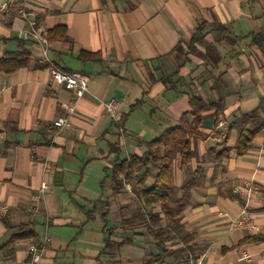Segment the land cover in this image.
Segmentation results:
<instances>
[{
    "label": "crops",
    "instance_id": "crops-1",
    "mask_svg": "<svg viewBox=\"0 0 264 264\" xmlns=\"http://www.w3.org/2000/svg\"><path fill=\"white\" fill-rule=\"evenodd\" d=\"M10 1V11L0 12V57L18 49V31L29 21L45 33L65 25L67 39L49 40L47 54L60 69L85 73L88 90L69 125L59 128L54 121L64 114L62 103L74 95L52 78L38 43L25 42L32 53L28 66L0 71V206H6L0 213V264H26L30 245L46 234L51 241L40 264H100L99 257L109 259L102 254L109 228H115L112 239L132 237L117 251L118 264L147 261L155 248L142 222H121L143 211L139 192L153 185L156 170L115 191L112 168L130 154L141 156L147 141L190 119L194 91L206 102L223 96L224 108L217 121L213 108L203 112L204 136L191 138L196 155L185 165L175 158L170 171L178 188L174 208L193 234L192 257L203 256L205 264H264L263 241L238 243L264 232V126L244 153L235 148L241 119L264 98V44L252 40L264 32V0ZM202 22L206 44L193 43ZM80 50L99 57L81 60ZM111 99L121 127L107 110ZM262 118L248 121L247 128H257ZM189 179L193 184L184 195L181 187ZM43 181L48 186L33 210ZM20 224L35 236L12 242L10 259L6 244ZM176 241L170 246L180 245Z\"/></svg>",
    "mask_w": 264,
    "mask_h": 264
},
{
    "label": "trees",
    "instance_id": "trees-1",
    "mask_svg": "<svg viewBox=\"0 0 264 264\" xmlns=\"http://www.w3.org/2000/svg\"><path fill=\"white\" fill-rule=\"evenodd\" d=\"M207 24L202 22L199 24L195 34L192 37L193 43H204ZM222 30V28H221ZM226 30V28H224ZM46 37L49 40H65L67 39V27L65 25H56L48 29ZM18 49L15 51L7 52L6 55L0 57V71L10 73L30 64L32 58L31 51L26 47V40L17 38ZM253 42L257 46L264 44L263 30L253 34ZM78 57L81 60H92L99 57L98 52H89L80 50ZM170 77V74H163L162 79ZM216 83L221 82V77L216 79ZM138 100L135 104H139ZM191 118H183L181 123L172 127L166 128L158 137L146 142L145 152L139 156L130 154L128 157L118 161L113 165L112 178L116 184L115 191L123 186L124 182L133 183L136 178L140 181L145 180L152 170H156L154 175L153 185L150 187L142 188L140 190V197L143 203V211L139 215L131 218H123L121 225L127 226L128 224L140 221L142 222L146 233L151 237L152 243L155 248L150 258L141 264H169L168 259H172L176 264H189L190 256H192L191 240L193 234L190 233L179 217V209L174 208L176 200V192L178 188L171 182L170 171L172 163L175 158L179 159L181 165L188 164L191 159L196 155L195 150L191 146L192 137H201L204 134L199 130L202 124L203 112L208 109H214L216 121L219 119L220 114L224 108L223 96L219 99L206 102L198 92L194 91L190 95ZM263 114L262 123L255 129L250 130L247 128L248 121ZM123 118L117 121V126L121 127ZM264 126V98L260 106L254 113L246 115L241 119V130L236 144L238 154L244 153L251 144L254 136L259 132L261 127ZM12 129H16L13 125ZM227 149L216 154L217 157L222 158ZM215 150H212V153ZM140 172V175L138 174ZM193 180L189 179L181 188L184 195H187ZM264 208V207H263ZM106 218V213L103 214ZM107 222V220H106ZM107 224V223H106ZM11 228V225H8ZM17 232L13 233L6 245L8 246V258H13L12 242L34 237L35 232L28 230L26 224L17 226ZM115 228H109L108 239L102 249V254H108L109 259L103 260L99 257L100 264H118L120 260L117 258V251L125 244L131 243V236H123L120 240L112 239ZM176 239L180 244L175 247L170 246V240ZM264 242V232L249 233L244 235L239 244L246 242ZM11 246V248H9ZM226 248H224L225 251ZM103 257V256H102Z\"/></svg>",
    "mask_w": 264,
    "mask_h": 264
},
{
    "label": "built area",
    "instance_id": "built-area-1",
    "mask_svg": "<svg viewBox=\"0 0 264 264\" xmlns=\"http://www.w3.org/2000/svg\"><path fill=\"white\" fill-rule=\"evenodd\" d=\"M13 7V2L10 0H0V12H7ZM17 13L20 16L26 17V12L23 8H18ZM29 27H24L18 31V37L24 40H32L43 49V58L48 62L50 66L51 76L54 80L62 82L64 87L71 90L73 92V99L69 102L62 103V109L64 110V114L54 121V125L59 128H63L66 125H69V117L74 112L76 108L77 101L84 96V94L88 90V76L80 71H67L60 69L56 66V64L49 58L47 54V44L48 39L46 37L45 31L36 25L34 21H29ZM107 110L112 113L114 118L118 120L117 116V108L115 101L113 99L109 100L106 103ZM51 165L49 161H44V171L49 172L51 170ZM47 181H43L42 185L39 189V193L36 195L35 199L37 204L34 205L33 210L39 209V203L41 200V196L47 188ZM251 193V189L249 190ZM6 211V206H0V213ZM244 214L246 210L242 211ZM51 241V238L46 234L44 238L38 242H35L30 245L28 250V258L26 260V264H40L43 259L44 253L48 248V245ZM189 264H205L203 261V256L198 257L197 259H193L190 256Z\"/></svg>",
    "mask_w": 264,
    "mask_h": 264
}]
</instances>
